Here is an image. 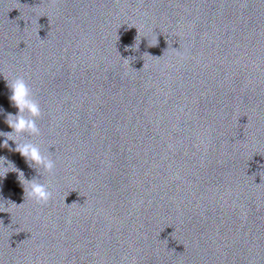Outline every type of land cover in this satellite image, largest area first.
<instances>
[{
  "label": "water",
  "instance_id": "1",
  "mask_svg": "<svg viewBox=\"0 0 264 264\" xmlns=\"http://www.w3.org/2000/svg\"><path fill=\"white\" fill-rule=\"evenodd\" d=\"M20 76L0 264H264V0H0L2 132Z\"/></svg>",
  "mask_w": 264,
  "mask_h": 264
},
{
  "label": "clouds",
  "instance_id": "2",
  "mask_svg": "<svg viewBox=\"0 0 264 264\" xmlns=\"http://www.w3.org/2000/svg\"><path fill=\"white\" fill-rule=\"evenodd\" d=\"M9 87L12 93L10 99L13 106L18 109V113H10L7 115L5 122L12 131H0V137L5 138L3 144L0 146L7 148L9 147L8 141H14L16 144L14 151L24 157L30 167L35 165L36 169H42L47 173H53L56 168L55 161L45 155L37 144L24 140L25 134L29 136L40 135V128L36 122L42 115L39 102L33 98L32 89L22 76L17 77ZM5 164H7V167L9 165L15 166L11 161L7 160L6 157H0V168L7 169ZM7 173L8 172H6V174ZM20 173L23 174V172ZM28 181L30 186L28 189L23 187L24 193L27 192V195L37 204H48L53 195L49 187L33 179Z\"/></svg>",
  "mask_w": 264,
  "mask_h": 264
}]
</instances>
